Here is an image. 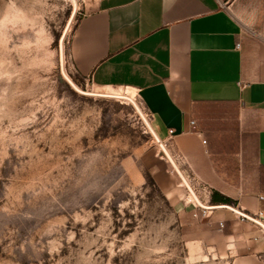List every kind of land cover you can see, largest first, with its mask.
<instances>
[{
	"label": "rangeland",
	"instance_id": "374dc122",
	"mask_svg": "<svg viewBox=\"0 0 264 264\" xmlns=\"http://www.w3.org/2000/svg\"><path fill=\"white\" fill-rule=\"evenodd\" d=\"M73 10L0 0V264H230L204 215L171 205L155 174L170 160L134 105L63 76Z\"/></svg>",
	"mask_w": 264,
	"mask_h": 264
},
{
	"label": "crops",
	"instance_id": "0c3cea01",
	"mask_svg": "<svg viewBox=\"0 0 264 264\" xmlns=\"http://www.w3.org/2000/svg\"><path fill=\"white\" fill-rule=\"evenodd\" d=\"M78 3L67 41L70 76L104 92L136 90L208 206L189 198L160 147L155 156L165 165L155 174L175 211L204 215L230 264H264V228L223 207L264 220V0Z\"/></svg>",
	"mask_w": 264,
	"mask_h": 264
},
{
	"label": "water",
	"instance_id": "95a60500",
	"mask_svg": "<svg viewBox=\"0 0 264 264\" xmlns=\"http://www.w3.org/2000/svg\"><path fill=\"white\" fill-rule=\"evenodd\" d=\"M74 3V10L73 13L71 15V18L68 22V25L65 29V32L61 38V71L63 76L65 77V79L68 81V83L78 92L82 93V94H86V95H91V96H99V97H109V98H117V99H125L130 101L134 107L137 109V111L139 112L140 116L147 122L148 127L150 129V131L152 132L153 136L155 137V139L159 142L160 146L162 147V149L164 150V152L166 153L167 157L169 158L171 164L173 165L174 169L177 171V173L179 174V176L182 178L183 182L187 185V187L189 188L190 192L192 193V195L194 196V198L196 199V201L199 203L200 206L202 207H208L205 206V204H203L201 202V200L199 199L198 195L196 194L195 190L192 188V186L189 184L187 178L184 176V174L182 173V171L180 170L178 164L176 163V161L174 160V158L172 157V155L169 153V151L167 150L165 144L163 143V141L161 140V138L158 136V134L155 132V130L153 129L152 124L147 120L144 112L142 111L141 107L139 106V104L136 102V100H134L133 98L127 96L126 94L122 95H117V94H112V93H108V92H98V91H89V90H85L80 88L75 82L74 80L69 76V74L66 71V66H65V60H64V40L67 36V33L72 25V22L78 12V0H73ZM212 207H218V206H212ZM223 207H227L239 214H241L242 216L249 218L250 220L258 223L259 225H261L264 228V223L259 220L258 218L251 216L249 214H247L246 212H243L237 208H235L234 206H231L229 204H225L223 205Z\"/></svg>",
	"mask_w": 264,
	"mask_h": 264
},
{
	"label": "bare ground",
	"instance_id": "6f19581e",
	"mask_svg": "<svg viewBox=\"0 0 264 264\" xmlns=\"http://www.w3.org/2000/svg\"><path fill=\"white\" fill-rule=\"evenodd\" d=\"M133 91H135V96L133 95V93H131V92H127V93H123V94H117V95H124V94H126L127 96H129V97H131V98H133L134 100H135V98L137 97V92H136V90H134V89H132ZM109 93H111V92H109ZM112 94H115V93H112ZM135 97V98H134ZM137 102V101H136ZM181 183H183V182H181ZM189 198L191 199V200H195V198H193V196L192 195H190L189 196ZM195 202V201H194Z\"/></svg>",
	"mask_w": 264,
	"mask_h": 264
},
{
	"label": "built area",
	"instance_id": "2783aa9c",
	"mask_svg": "<svg viewBox=\"0 0 264 264\" xmlns=\"http://www.w3.org/2000/svg\"><path fill=\"white\" fill-rule=\"evenodd\" d=\"M145 113V112H144ZM145 115H147V117H149V119L151 120V118H150V116H149V114L146 112V114ZM193 125H195V121H192L191 122ZM173 131L171 130V133H172ZM203 142H205L206 143V139H204L203 140ZM164 143V142H163ZM163 157H165V156H163ZM172 171L174 172V171H176L175 169H174V167H173V169H172ZM262 198L264 199V195L262 196ZM259 220H261L263 223H264V220H263V218H260V217H257ZM221 224L223 225V222H221Z\"/></svg>",
	"mask_w": 264,
	"mask_h": 264
},
{
	"label": "trees",
	"instance_id": "16d2710c",
	"mask_svg": "<svg viewBox=\"0 0 264 264\" xmlns=\"http://www.w3.org/2000/svg\"><path fill=\"white\" fill-rule=\"evenodd\" d=\"M215 195H218V196H220V198L222 199V200H224L225 202H229V198H227L226 196H221L220 194H218V193H215ZM214 195V198H215V200H216V196Z\"/></svg>",
	"mask_w": 264,
	"mask_h": 264
}]
</instances>
